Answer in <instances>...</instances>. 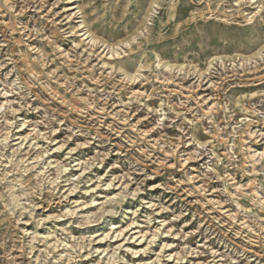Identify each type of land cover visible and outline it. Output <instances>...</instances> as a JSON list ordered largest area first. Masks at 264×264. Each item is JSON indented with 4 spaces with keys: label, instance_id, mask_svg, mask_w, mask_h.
I'll list each match as a JSON object with an SVG mask.
<instances>
[{
    "label": "rangeland",
    "instance_id": "rangeland-1",
    "mask_svg": "<svg viewBox=\"0 0 264 264\" xmlns=\"http://www.w3.org/2000/svg\"><path fill=\"white\" fill-rule=\"evenodd\" d=\"M0 264H264V0H0Z\"/></svg>",
    "mask_w": 264,
    "mask_h": 264
}]
</instances>
